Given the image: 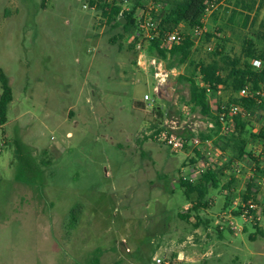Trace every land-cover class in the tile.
Masks as SVG:
<instances>
[{"label":"rangeland","instance_id":"374dc122","mask_svg":"<svg viewBox=\"0 0 264 264\" xmlns=\"http://www.w3.org/2000/svg\"><path fill=\"white\" fill-rule=\"evenodd\" d=\"M241 1L251 14L240 9L229 23L235 2L225 0L207 24L214 47L220 39L232 56L248 39L264 51V0ZM132 35L81 0H0V69L13 92L0 127V264H203L188 249L181 263L168 252L195 225L211 227L208 250L223 253L220 264H264V219L219 238L214 215L227 206L216 191L211 212L199 209L201 225L195 213L182 220L193 202L178 175L193 151L175 154L150 133L206 116L189 104L186 84L154 107L144 102L154 71ZM207 44L205 36L194 43L197 61L209 60Z\"/></svg>","mask_w":264,"mask_h":264},{"label":"built area","instance_id":"2783aa9c","mask_svg":"<svg viewBox=\"0 0 264 264\" xmlns=\"http://www.w3.org/2000/svg\"><path fill=\"white\" fill-rule=\"evenodd\" d=\"M81 1L85 10L100 15L106 23L107 19L103 17L102 9L107 14L113 9H119L121 16L124 14L133 16L135 29L132 39L140 52L139 60L146 61L149 58L154 71L151 92L144 95V102L154 107L166 97L171 98L175 93L174 84L184 73L182 72L184 68L177 64L175 58L170 56L163 58L158 55L153 46L154 41L160 37L166 4L156 0H149L141 5H136L134 0ZM222 1L210 2L202 18L203 26L189 30L188 34L195 45L207 34L206 20L218 9ZM187 32L182 25L178 26L163 38L161 48L170 52L174 45H179L185 40ZM213 49L214 44L208 43L207 52L211 53ZM250 64L258 71L264 69V61L252 60ZM197 84L206 91L214 118L198 117L192 125L175 120L166 121L160 129L150 133V137L175 154L184 153L187 147L193 151V158L178 175L180 184L181 182L197 184L208 173L220 176L222 193L229 201V206L220 210L215 216V226L222 230L228 227L232 232L240 233L244 225H238L235 219L239 218L245 222V225L252 226L260 225L264 219V83L255 87L248 82L237 94L230 96L225 94L222 85L217 86L215 90L200 78H197ZM242 101L251 102L252 106L245 105ZM183 112L187 114V108H184ZM238 122L247 124L258 138L250 151L235 157L229 150L223 149V142L238 135ZM186 131L191 132L190 137L185 136ZM208 203L214 206L215 201L211 200ZM188 211L184 212L188 213ZM168 261L171 263L169 259ZM168 261L160 257L153 259L154 264H170ZM172 261L186 262L187 256L181 252L173 257Z\"/></svg>","mask_w":264,"mask_h":264},{"label":"trees","instance_id":"16d2710c","mask_svg":"<svg viewBox=\"0 0 264 264\" xmlns=\"http://www.w3.org/2000/svg\"><path fill=\"white\" fill-rule=\"evenodd\" d=\"M149 0H134L136 5H141ZM166 4L163 21L160 27V37L154 41L155 52L163 58L168 56L175 58L177 64L185 67L186 73H183L177 78L175 84H186L189 87V104L193 110H200V113L210 119H213L212 112L209 107V100L206 91L199 88L197 78H200L206 84L211 85L215 90L217 86H224L226 95L237 94L246 83L251 82L255 87L260 83H264V69L256 70L251 64L252 60L264 61V51L259 52L256 49V44L252 39H248L242 46L241 54L232 56L230 52L226 51V45L223 41L216 42V46L210 54L209 60L197 61L194 57V41L191 37H186L179 45H174L170 52L161 48L162 40L165 36L172 32L180 25H185L186 30L194 27L203 26L202 18L205 14L207 6L213 0H156ZM218 1V0H217ZM234 1V8L232 10L229 23H234L238 16H244L240 9L246 10L251 14L253 7H248L241 0ZM102 15L107 19L109 25L113 27H121L126 33H132L135 29V20L131 14H119V9H113L110 14L102 9ZM214 20H217L215 14ZM250 15H246L245 27L250 21ZM126 20L127 23L123 25L120 21ZM213 39L210 33L205 35V40L209 43ZM264 39V37H262ZM264 50V49H263ZM189 71V72H188ZM0 84L2 93L0 96V127L8 122V108L13 101V92L8 78L0 69ZM174 84V87L176 86ZM245 105L252 106L251 102L242 101ZM162 110L158 109V113ZM238 135L232 139L223 142V149L226 151H233L235 157H240L246 153L247 139H246V125L238 122ZM211 136V135H210ZM214 136V135H212ZM205 137V136H203ZM17 152H23V145L15 143ZM21 158V155H20ZM219 175L215 173H208L204 179L197 184L182 183L181 186L185 189L187 198L193 202L192 209L186 215H180L182 220H189L191 214L195 213L198 218V224L201 219L198 217L201 206H207L204 202L209 194L211 187H218ZM33 183V182H32ZM71 212L70 215H72ZM201 225V224H200ZM259 231V230H258ZM264 234L262 231H259Z\"/></svg>","mask_w":264,"mask_h":264},{"label":"crops","instance_id":"0c3cea01","mask_svg":"<svg viewBox=\"0 0 264 264\" xmlns=\"http://www.w3.org/2000/svg\"><path fill=\"white\" fill-rule=\"evenodd\" d=\"M224 1L225 0H223L222 1V3H220L221 5L224 3ZM212 15V14H211ZM210 15V16H211ZM210 16L207 18V20H206V27H207V24H208V22H209V19H210ZM182 28H185L186 29V26L185 25H183L182 24ZM258 117H259V113L256 115V118L258 119ZM246 125V131L248 130V131H250V140L251 141H253L254 142V145H255V143H256V139L258 138L257 136H255L252 132H253V130H251V128H249V127H247V124H245ZM246 139H247V146H246V149H248V148H250L251 147V144H249V138H248V136L246 137ZM230 154H232V155H234L235 153H233V151H231L230 150ZM191 159L193 158V157H190ZM191 159H189V160H191ZM188 163V162H187ZM219 182H218V186L220 185L221 186V182H220V177H219ZM233 183H235V181L233 182ZM217 189V187L215 188V187H211L210 188V190H209V194H208V196H207V198H206V200L204 201V202H207V209H208V213H210L211 212V209L213 208V207H215L216 206V204H217V198H210V192L211 191H216L217 193H218V196L222 199V202L223 203H226V206H229V201L227 200V199H225L224 198V195H223V193H222V188H221V191L220 192H218V190H216ZM243 190V189H242ZM211 200H213V201H215V204H214V206H210L209 205V201H211ZM192 206H193V203H190V206L187 208V209H185V210H189L188 211V213L190 212V210L192 209ZM223 209V208H222ZM221 209V210H222ZM188 213H186V214H188ZM216 215H214V217H215ZM192 218V217H191ZM262 223V222H261ZM196 224H198V223H196ZM248 224H246L245 226H243V231L242 232H240V233H244V231H245V229L247 228L246 226H247ZM242 226V225H241ZM249 226H252V225H249ZM228 230L231 234H237V233H234V232H232L230 229H228L227 227L226 228H224L223 230L222 229H220L219 227H217L216 228V234H217V236L219 237V238H221V239H223V237H224V233H225V230ZM263 230V229H262ZM262 230H260V231H262ZM263 232V231H262ZM239 233V234H240ZM264 233V232H263ZM212 234V229H211V227L209 228V229H206V231H204V233H203V229L200 227V226H198V225H195V227H194V230L192 231V234L191 235H189V236H186V237H183L182 238V241H181V243L179 244V246H178V248L177 249H179V251L178 252H176L177 250H173L172 248L170 249V247H168V252L172 255V256H176L178 253H181V252H183L182 251V249H188V252H189V255L190 256H193V258H201V259H204V260H201L200 262H202L203 264H220L221 262H222V259L224 258V256H223V253H221L220 251H218V254L216 255V253H215V251H213L214 249H215V246L214 245H212L211 246V248L212 249H210V250H208V245H207V242H209L210 241V239H212V237H213V235H211ZM262 236H264V234H261ZM251 240H255V238L253 237V236H251V238H250ZM205 245H207V246H205ZM184 253V252H183ZM209 257H213V259L210 261V260H208L207 258H209ZM187 261H188V257H187ZM189 261H192L190 258H189ZM211 262V263H210ZM179 263H181V262H179Z\"/></svg>","mask_w":264,"mask_h":264},{"label":"water","instance_id":"95a60500","mask_svg":"<svg viewBox=\"0 0 264 264\" xmlns=\"http://www.w3.org/2000/svg\"><path fill=\"white\" fill-rule=\"evenodd\" d=\"M123 25H125L126 23H127V21L126 20H124V21H120Z\"/></svg>","mask_w":264,"mask_h":264}]
</instances>
